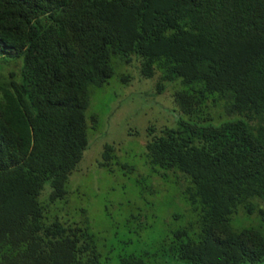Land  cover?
Wrapping results in <instances>:
<instances>
[{"label": "trees", "instance_id": "trees-1", "mask_svg": "<svg viewBox=\"0 0 264 264\" xmlns=\"http://www.w3.org/2000/svg\"><path fill=\"white\" fill-rule=\"evenodd\" d=\"M134 56L158 92L180 80L173 102L188 118L148 128V163L196 215L163 256L264 264L261 228L232 226L264 221V0H0V65L13 62L0 71V264H100L89 228L49 212L88 147L89 86Z\"/></svg>", "mask_w": 264, "mask_h": 264}, {"label": "rangeland", "instance_id": "rangeland-1", "mask_svg": "<svg viewBox=\"0 0 264 264\" xmlns=\"http://www.w3.org/2000/svg\"><path fill=\"white\" fill-rule=\"evenodd\" d=\"M113 64L115 74L108 84L89 86L88 147L69 177L66 197L50 207L49 216L66 225L87 226L100 264H127L131 256H140L145 264H187L165 259L161 243L172 232L193 224L196 215L179 188L166 182L164 171L154 169L146 156L150 126L176 127L180 118L188 120L173 102L180 80L158 92L157 77H141L135 56L130 65L119 64L116 58ZM12 66L11 60L2 63L0 71ZM106 145L115 148L114 157L111 165L102 166ZM50 193L46 183L41 201ZM232 226L259 227L264 233V221L256 215H236Z\"/></svg>", "mask_w": 264, "mask_h": 264}]
</instances>
